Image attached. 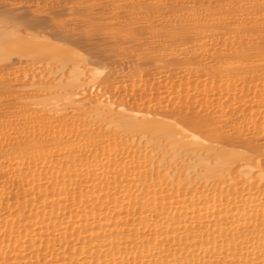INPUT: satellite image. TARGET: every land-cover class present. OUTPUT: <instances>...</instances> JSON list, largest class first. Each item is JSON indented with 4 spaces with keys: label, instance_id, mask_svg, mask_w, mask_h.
<instances>
[{
    "label": "bare ground",
    "instance_id": "bare-ground-1",
    "mask_svg": "<svg viewBox=\"0 0 264 264\" xmlns=\"http://www.w3.org/2000/svg\"><path fill=\"white\" fill-rule=\"evenodd\" d=\"M50 1V6L54 5L52 3L55 2ZM61 1L66 6L53 7L55 10L52 8L50 10L49 6L46 8V5L43 6L44 8L37 5L30 6L26 2L22 6L12 5L7 1V3H0V27H18L17 30L19 28L24 29V31L30 30L32 34H34L33 30L38 32L43 29L42 31L45 32L47 28L48 33H45V37L48 36L52 40H57L60 44L63 42L75 45V48L72 46L74 49L79 47L82 49V53L86 51L84 54H87L86 59L89 62L100 69L103 67V70L113 57H120L119 60L121 58L129 59V62H133L131 66L133 74L132 70L131 73L126 74L129 75L127 79H137V82L140 79L137 78L138 75L135 79V75L145 73L143 71L145 68L140 69L142 72L140 70L139 73L137 72L138 68L143 67V62H147L149 66L154 65L159 69L163 68L167 74L165 79L162 78L164 81H160V76H158L159 80L156 77H154L155 79L152 77V79L146 76L147 73L153 72L151 70L155 69L154 71H156V67L151 69L154 66H147L150 68V70L148 69L150 72H147L146 75L143 73L144 78L154 80L153 83L155 82L159 86L157 89L153 87L156 84H152V86L147 81L148 86L144 83L142 85L140 81L135 85L136 82L133 81L135 86L131 87L130 84L127 85L129 80H126V75L123 74L125 76L123 79L127 82L123 84V87L127 88L126 86H128L133 89L134 93L136 92L135 96L130 89L127 88L130 92L125 89L128 94L130 93L129 100L131 96H134V100L140 98L142 100H138H145V103H147L146 99L147 101L151 99V106L152 102H155L150 109L148 106L150 102L143 104L137 100L139 104L142 103L141 107L136 105L135 101L132 103L131 100L129 102L138 107L133 109L131 105L132 108H127V110H131L130 115L131 113L134 115L137 114L136 111L140 107L143 109L147 105L146 109L143 110L150 116L153 115L152 120L154 116H161L157 118L159 121L162 117L167 121L172 119L170 122L184 126V130L191 132L192 138H196V141L197 139L206 141V144L202 145L200 141L192 142L190 139L192 143L187 141V144L189 143L188 151L187 148H183L187 151H184L185 153L191 155L188 157L194 160V164L191 162L194 170L202 166L201 171H198L199 173L202 172L198 177L201 180L193 183L191 179L188 180V182L191 181L190 183L183 185L185 181L182 182L183 184H179L174 177V182L169 179L170 175L167 178L165 172L159 171L158 165L151 160L153 158L149 159V157H145L147 154L142 152L143 155L139 152L141 148H138L139 151L133 149L131 147L133 145H128L127 141V144L125 141H120L118 134L108 135L111 128L108 131L103 128L108 133L103 132L104 130L103 133L101 131L96 132L98 127L94 129L95 125L91 127L90 122L92 110L91 112L85 111L89 109V105L93 106L91 103H87V108L86 105L85 108L80 107L85 109V112L83 111L80 115L85 114L86 116L90 113L91 117L88 118L90 121L87 119L91 125L89 129L87 122V126L84 125L85 123L80 126L82 121L79 123L78 117L74 118L68 115L66 119L69 118V121L62 120L61 115L58 118L57 115L55 118L49 115L51 116L49 118L45 116L46 114L34 113L35 111L33 112L28 108L24 112V116L17 113V116L21 115L20 120L25 123L23 128L15 125L8 126L5 121H3L5 124L2 123L0 128V132L8 128L2 133L3 143L10 145V147L7 146L8 149L5 148L6 150L2 148V145L0 146V178L7 179L5 183L14 189V192L12 190L11 192L9 188V192L3 194V189L6 186L0 188L3 190L1 191L3 192L2 195H0V264H264V0H204L203 3H197V0L195 3L200 5L197 12H195L197 10L196 4L191 5L195 7V10L190 12L186 10L189 3L187 5L182 0ZM45 2L43 1V3ZM191 6H189L190 10L192 9ZM241 8L242 11L239 10ZM43 9L49 10L45 14L47 16L43 15ZM162 10L167 15L157 22L158 24L169 22V26L163 25L160 28L151 17L155 16L154 12L159 13ZM228 10L230 11L229 15L226 14ZM152 13H154L153 16H151ZM157 13L156 16L159 18L160 14ZM27 14H32V16L29 18L30 15L27 17ZM60 16H68L69 19L67 17V20L65 18L61 20ZM25 17L29 19L26 20ZM56 17L60 18L57 19ZM52 18H56L54 21L61 20V23H52ZM137 23L138 25H136ZM102 24L108 25L109 28H115L117 32H113L112 35L107 34L108 26L106 28ZM188 24L197 26V30L195 27L194 30L196 31L193 30V27L188 29ZM211 24H216L217 30H219L217 32L215 28L217 35H214V31L213 34L209 32L210 29L208 28ZM67 25H70L69 29L66 28ZM97 26L101 31L96 29ZM103 29L106 31V34L103 33V35L112 36L109 39L110 42L105 36L101 37L102 39L99 37L102 35L100 32ZM39 32L41 33V31ZM110 32H112L111 29ZM17 34L15 35L18 36ZM7 35L9 38L11 37L10 34ZM22 35L26 36L27 34L22 32ZM35 35H32L31 38L37 36ZM138 36H142L144 40ZM42 40L44 41V38ZM46 42L50 41L47 39ZM51 42L53 43V41ZM142 43H145L146 46ZM17 46H15L16 51L19 50ZM34 46L26 50L22 47L26 56V53L33 51L38 54L41 52L40 49L39 52L35 49L42 46H35V49ZM48 46L45 45V49ZM4 47L8 48L7 46ZM6 48L5 52L7 51L8 56L9 50ZM62 48L60 47L58 50H62ZM14 49L12 51H15ZM22 49L20 48V51ZM0 51L3 52L4 49ZM12 51L10 52L13 54ZM67 51L69 52V50ZM67 51H64V55L58 54L65 56ZM51 53L53 52L50 51ZM19 54L21 55V53ZM74 54L77 53L74 52ZM17 55L11 56L14 63L15 61L21 62V60H17L20 55ZM54 55L57 54H51V56ZM75 55H73L74 58ZM2 56L1 54L0 61L3 59ZM56 57L55 60H57ZM80 57L78 58L80 59ZM21 58L24 59V56ZM47 58L49 59V57ZM41 59L43 58L41 57ZM34 60L32 59V61ZM52 60L47 61L50 63ZM138 60L139 62H137ZM22 62H26L25 59ZM35 62L42 65L38 60ZM115 62H117L116 59ZM31 63L35 67L36 64ZM5 64L3 66L0 63L3 66L0 68H5ZM190 64H196V66L191 65L194 68H188ZM8 65L11 66L13 63ZM48 65L46 66L48 67ZM176 65L179 67H175ZM15 66L16 63L13 67ZM29 67L31 68V66ZM10 68L8 69L10 70ZM94 69L92 70H97ZM163 71L159 70L155 72V75H162L164 74ZM130 74H132L131 78H129ZM152 74L154 75V73ZM152 74L151 76H153ZM3 80H0L1 83L4 82L3 84L6 83L5 86H7L9 82H6V79ZM149 85L152 86L150 93L149 90L147 91L142 87L147 86L149 88ZM36 88H38L37 84ZM106 89L103 88V91ZM111 90L113 91V88L109 91ZM116 90L120 91L119 89ZM140 90L141 93H138ZM123 94L120 93V95ZM6 95L10 96L11 94ZM36 95L38 96V94ZM105 95H107L106 91ZM32 96L34 98V95ZM101 96L103 93H100ZM39 97L37 98L41 99ZM100 97L98 98L105 101L103 97ZM30 98L27 97V99ZM119 98H115V101L117 102ZM83 100L87 102V99ZM119 100L120 102L123 101L121 98ZM43 101L42 103L38 102L43 106L49 103L45 104ZM116 102L114 106H116ZM124 102L119 104L123 107V111L126 110L125 106H127ZM77 103L80 105V102ZM163 103H169L168 105L178 103L179 105L176 104L177 107L170 108ZM6 104L8 105V103ZM13 104L15 105V103ZM99 104L103 105L101 101ZM101 105L100 107H102ZM49 106L46 105V107ZM120 106H117L116 109L121 108ZM78 107H76L77 110H73L78 112L80 110L81 113L82 110L80 108L78 110ZM98 109L100 108H97V111H99ZM135 109L137 110L133 113ZM70 110L72 111V109ZM111 110L112 108L110 113H112ZM143 110L138 111L140 113ZM94 111L97 114L96 109ZM123 111L120 112L128 113ZM104 112L107 113L105 109ZM104 112L102 115V112L99 111L102 117ZM117 112L114 113L118 114L119 112ZM150 116L148 117L150 118ZM141 117L139 116V118ZM19 118L15 117L14 119L19 120ZM70 118H74L76 121H70ZM100 118L98 119L99 122ZM77 121L79 125L75 124ZM105 121L107 122V118L104 120V124ZM126 122L128 123L129 120L127 119ZM164 122L166 121L164 120ZM120 123L121 117L120 120L111 119L107 122L109 126L116 124L115 129ZM175 123H173V127H176ZM125 124H121V126L124 127ZM135 124L140 125L141 123ZM108 125H106L107 128ZM167 125L151 121L143 123L141 127L149 129L148 134L151 133V135L145 133L151 140H148L149 137H145L147 139L143 138V140L152 143L151 136L155 134H158L157 137L159 134L163 136L160 131L167 132L168 130L169 132L170 127L168 128ZM131 126L134 127L133 124L129 127ZM112 128L114 127L112 126ZM125 129L123 130L126 132ZM147 129H143L144 132ZM111 130L114 131V129ZM177 130L175 132H178ZM116 133H118L117 130ZM134 134L138 135L135 132L132 135ZM177 134L179 135V133ZM168 135L174 137L175 134L168 133ZM168 135L167 137H169ZM184 135L183 137H185ZM136 136L134 135L135 139ZM160 137L156 138L158 142L162 141H159ZM171 137L169 138L172 140ZM169 138L164 137L163 139L167 143L166 139ZM186 138L185 140L189 139ZM141 139L138 137V140ZM180 140L177 139V141ZM185 140L183 139L184 142H186ZM161 144L164 146L162 142ZM190 144L198 145L196 149L200 148V151H204V153L198 154L199 149L197 151ZM176 145L175 143L172 144L173 147ZM184 145L186 144L184 143ZM180 155L179 153V157ZM188 157L183 159L188 160ZM192 159L189 160L192 161ZM239 161H243L242 166H239ZM183 162L185 163V160ZM183 167L180 168L184 171ZM160 170L162 171V169ZM180 172L177 171L176 173ZM247 172L250 173L248 177L253 176V178L246 179ZM251 172L259 173L260 178H262L257 179L259 176L256 175V177ZM241 173L245 174L241 175ZM251 174L252 176H250ZM178 178L183 179L182 176ZM3 182L0 183V187L3 186Z\"/></svg>",
    "mask_w": 264,
    "mask_h": 264
},
{
    "label": "rangeland",
    "instance_id": "rangeland-1",
    "mask_svg": "<svg viewBox=\"0 0 264 264\" xmlns=\"http://www.w3.org/2000/svg\"><path fill=\"white\" fill-rule=\"evenodd\" d=\"M9 2L10 4H12V5H16V6H22V5H24V3L26 2V4H28V5H30V6H35V5H37V6H39V7H42V8H44L45 7V5L47 6L46 8H49L50 7V10H52V9H54L55 7H57V8H61V6H66V4H64V2H62L61 0L60 1H55V0H53L52 2H55V3H52V4H54V5H51L50 6V3H51V1L50 0H46V2H45V0H34V1H30V0H27V1H25V0H18V1H16V0H0V3H7V2ZM42 1V2H41ZM43 1L45 2V3H43ZM49 1V2H48ZM182 1H184L187 5H188V3H189V5H188V7H186L187 9L186 10H188V11H190V12H192V10H195V7H196V9L199 7V9H200V5L199 4H197L198 2H204V0H182ZM197 1V3H195ZM16 2V3H15ZM23 2V3H22ZM35 2H36V4H35ZM191 2V3H190ZM192 2H193V4H192ZM34 3V4H33ZM41 3V4H40ZM42 3H43V5H42ZM48 5H47V4ZM62 3H63V5H62ZM18 4H20V5H18ZM196 4V5H195ZM42 5V6H41ZM60 5V6H59ZM193 5H195V7H192ZM44 6V7H43ZM49 6V7H48ZM189 6H191L192 7V9L190 10V7ZM54 7V8H53ZM41 8V9H42ZM45 8V9H46ZM52 8V9H51ZM55 10V9H54ZM239 10H243L242 8L241 9H239ZM41 11V10H40ZM43 11V15H45L46 13H48V11L46 12L44 9L42 10ZM41 11V12H42ZM198 11V9L197 10H195V12H197ZM159 12V11H158ZM161 12V13H160ZM159 13H157V12H154L155 13V16H156V13L159 15V18H157L158 16H154L155 18H156V20H155V18L154 17H151L152 18V20L154 21V23H155V21H156V24H158V20H160L161 18L163 19V16L165 17L166 15H165V13L163 12V10L162 11H160ZM230 11L228 10L227 11V13L226 14H230L229 13ZM154 13H152V15L151 16H153L154 15ZM178 13V12H177ZM239 13V12H238ZM37 14H38V12H37ZM162 14V15H161ZM30 15V16H29ZM27 14V17L29 16V18L32 16V14ZM42 15V14H41ZM175 15V14H174ZM45 16H47V15H45ZM61 17V18H60ZM60 17H56L57 19H61V20H63L64 18H65V20H67V19H69V17L68 16H60ZM68 17V18H67ZM29 18H26L25 17V19L27 20V19H29ZM55 18V19H56ZM67 18V19H66ZM25 19H23V20H25ZM54 18H52V20H51V22L52 23H56L57 24V22H59V24L61 23V20H57V21H54L55 20ZM54 21V22H53ZM64 22V21H63ZM69 23H70V21H69ZM70 25H72V24H70ZM69 25V26H70ZM102 25H104V24H102ZM101 25V26H102ZM136 25H138V23L136 24ZM159 26H160V28H161V26H163V25H167V26H169V22H167V23H162V24H158ZM189 26L187 27L188 29L189 28H191L192 29V27H193V30L197 27H195V26H193V25H191V24H188ZM68 25L66 26V28H68L69 27ZM100 26V25H99ZM105 27L106 26H108V25H104ZM103 26V27H104ZM159 26H158V28H159ZM73 27H74V24H73ZM195 27V28H194ZM0 28H2V29H0V42H2V44H0V50H3L4 49V51L2 52V51H0V53L3 55L2 57H3V59L0 61V63H2V65L3 64H12L13 63V65H11V66H7L6 64H5V68H0L1 70V73H0V80H5L6 79V82H9L8 84H7V86H5L6 85V83H5V85L3 84L4 82V80L2 81L3 83H1V81H0V128L2 127V123H4L5 124V122H7L8 123V126H11V125H15L16 127H20V128H23L24 127V125H25V123L22 121V120H20L21 118H19V117H21V115L22 116H24L23 114H24V112L29 108V109H31V111H35L34 113H38V114H42L43 113V115L44 114H46L45 116L47 117H49V118H51V116H49V115H52L54 118L56 117V115H57V118L61 115L62 116V120H68L69 121V118L68 119H66L67 117H68V115L69 116H72V117H74V118H77L78 117V120H79V123L82 121V123H80V126L81 125H83L84 123V125L85 126H87V123H88V129L90 128L89 126H91V127H93L94 125V129H95V127L97 128L95 131L97 132V131H103V132H105V133H108L107 131L111 128V129H114V131L113 130H111L110 129V132L108 133V135H110L111 134V136L112 135H119L120 136V141H122V142H124L125 141V143L127 144V142L129 143L128 145H133V146H131L133 149H135V150H137V151H139L138 150V148L140 149V153L141 154H147V155H149V156H145V157H149V159L150 158H153V159H151V160H153L154 161V163H156L157 165H158V169H159V171L162 173H164L165 172V175H167L166 177L167 178H169L168 176L170 175V180L172 179V181H174L175 179H176V182L178 183L179 182V184H183L184 182L183 181H185V183L183 184V185H185V184H187V183H190V182H188V180H191L192 179V182L194 183H196V182H199V180H201V179H198V177L201 175V173H199L200 171H201V168H202V166H200L199 168L197 167H195L196 169L194 170V168L192 167V164H191V162H193V164H194V160L192 159V158H190L191 157V155L190 154H187V153H185L184 151H188V147H189V143H192V142H198V141H200L201 143H202V145H204V144H206V141H203L202 139L200 140V139H197V141H196V138H192V136H191V132H187V131H185L184 130V126L182 127V126H180V125H177L175 122H170V120L172 121V119H169L168 121H167V119H165V118H161V120L159 121V120H157V118H160L159 116H154V119L152 120V118L151 117H153V115L152 116H150V114H148L147 112H145L143 109H146V106L147 105H145L144 107H143V109H140L142 106H141V104L143 103V104H149L148 102H150V101H152L151 99H150V101H147V99L146 98H143V99H146V102L147 103H145V100H143V101H139V100H142V99H140V98H138V99H133V97L131 96V98H130V100H129V94H128V92H130V90H131V92L133 93V95H135L136 96V92L134 93V91H132L133 89H131L130 87H128V86H126L128 89H130L129 91H128V89L127 88H125V87H123V84H126L127 82H128V84L127 85H129L130 84V86L131 87H134L135 85H137L138 84V82L140 81V83L143 85V83H144V85L146 84L147 86H148V84H156L155 82L153 83V81H152V79L154 78V77H156L158 80H159V78H160V81H164V79H165V77H167V76H165V75H167V74H165L166 73V71L164 72L163 71V68H161V69H159L157 66H154V65H148L147 64V62H143V67H140V68H138V70H137V72L139 73L141 70L140 69H144L143 71H145V73L144 72H142L141 74L139 73V74H136L135 75V73H134V75H135V79H136V76L138 75V79H140V80H138V82L136 81V80H134L133 78H131L132 76V74H133V69H132V64H133V62L131 63V62H129V59H122L121 58V60H119L120 59V57L119 58H117V57H113V58H111L110 59V61L111 62H114V63H109V64H107V66L105 67L104 66V70H103V67L100 69L99 67H97V66H94V64L93 63H91V62H89V60H87L86 58H87V54L85 55L84 53H86V51H84L83 53H82V49H80L79 47L78 48H76V49H74L75 48V45H72V44H70V43H63V42H61L62 44H60L59 43V41H55V40H52V39H50V38H48V36H46L45 37V33L47 32V28H46V30H45V32L44 31H42V30H39V31H41V33L39 32V34H38V32H36L35 30H33L32 32L34 33V34H32L31 33V31L30 30H28V31H24V29L23 30H21L20 28H19V30H17L18 29V27H16V28H4V27H0ZM4 28V29H3ZM98 28V26L96 27V29ZM102 28V27H101ZM107 28V27H106ZM105 28V29H106ZM203 28V27H202ZM215 28H216V30H217V27H216V24H211L210 25V28H208V29H210L209 30V32L210 33H212L213 31V33H214V35H217L216 33L219 31V30H217V32L215 31ZM8 29H10V30H8ZM15 29V30H14ZM50 29V28H49ZM69 29V28H68ZM99 30H100V28H98ZM97 29V30H98ZM105 29H103V31L102 32H100L102 35L101 36H99L100 38L101 37H104L105 35H103V33H105L106 34V31H108L107 32V34H109V35H112L113 34V32L115 33V28H109V26H108V28H107V30L105 31ZM110 29L112 30V32H110ZM14 32H13V31ZM51 30V29H50ZM50 30H49V32H50ZM71 30H75V29H71ZM80 30V29H79ZM78 30V32H80ZM96 30V31H97ZM193 30H191L192 32H193ZM196 30H197V28H196ZM196 30H194V31H196ZM5 31H7V32H5ZM11 31V32H10ZM18 31V32H17ZM26 35V36H23L22 35V32ZM52 31V30H51ZM77 30H75V32H76ZM101 31V30H100ZM105 31V32H104ZM191 31H189V32H191ZM19 32H20V34H19ZM27 32V33H26ZM36 32V33H35ZM43 32V33H42ZM99 32V31H98ZM117 32V31H116ZM216 32V33H215ZM1 33H2V35H1ZM10 34V38H9V35H7V34ZM18 33V34H17ZM30 33V34H29ZM48 33V32H47ZM134 33H136V32H134ZM184 33V32H183ZM212 33V34H213ZM6 34V35H5ZM15 35V34H17L18 36H12V35ZM39 37H37L36 35ZM42 34H44V35H42ZM211 34V35H212ZM31 35V36H30ZM32 35L34 36H36V37H33V38H31L32 37ZM40 35V36H39ZM133 35V34H132ZM19 36H23V37H19ZM8 37V38H7ZM24 37H26V38H24ZM27 37H28V39H27ZM41 37V38H40ZM105 37H107V36H105ZM112 37V36H111ZM111 37H107L106 39H108V41H109V39H111ZM138 37H140V39H142L143 37L142 36H138ZM137 37V38H138ZM17 38V39H16ZM24 38V39H23ZM42 38H44V41L42 40ZM48 39V41H50V42H46L47 41V39ZM3 39V40H2ZM12 39V40H11ZM15 39V40H14ZM102 39V38H101ZM5 40V41H4ZM25 40V41H24ZM31 40H33V41H31ZM36 40V41H35ZM42 41V42H40V41ZM105 40V39H104ZM143 40H144V38H143ZM13 41H14V44H15V41H17L16 42V44L14 45H12V43H13ZM18 41H19V43H18ZM25 43V45H24V43ZM35 41V42H34ZM51 41H53V43L51 42ZM103 41V40H102ZM107 40H106V42H108ZM111 41V40H110ZM109 41V42H110ZM7 42V43H6ZM31 42V43H30ZM34 42V43H33ZM39 42V43H38ZM3 43H6V44H3ZM11 44V45H9V44ZM29 43H30V45L32 44L33 46L35 45L36 47H38V46H42L41 48H39L38 47V49H35L36 47L34 46V49L36 50V51H38L39 52V49H40V51L41 52H39V54L38 53H35L34 51L33 52H30V53H26L27 54V56L25 55V51H24V49L26 50L27 48L29 49V47H31L30 45H29ZM38 43V44H37ZM52 43V44H51ZM103 43V42H102ZM146 43V42H145ZM145 43H142V44H144L145 46H146V44ZM10 46V48H9V46ZM22 44V45H21ZM40 44V45H39ZM48 44H50V46H48ZM63 44H64V46H63ZM105 44V43H104ZM109 44V43H108ZM18 45V46H17ZM19 45H20V47H19ZM27 45V46H26ZM45 45H47L48 47H46V49H45ZM61 45V46H60ZM2 46V47H1ZM4 46H7L8 48H6V47H4ZM15 46H17V49H19V50H17L16 51V47ZM32 46V47H33ZM66 46V47H65ZM70 46V47H69ZM72 46L74 47V48H72ZM4 47V48H3ZM12 47V48H11ZM19 47V48H18ZM22 47L24 48V49H22ZM31 47V48H32ZM59 47V48H58ZM60 47H63L62 48V50H58V49H60ZM67 47H69L68 49H67ZM5 48L6 49H8L9 51H8V56H7V51L5 52ZM15 48V49H14ZM20 48L23 50V52H22V50L20 51ZM48 48H49V50H48ZM50 48H51V50H50ZM144 48V47H143ZM15 50L16 52H18L17 54H16V52L15 51H12V50ZM42 49V50H41ZM55 49V50H54ZM57 49V50H56ZM69 50V52L67 51V50ZM249 49H252L251 47H249ZM45 50L47 51L46 53H45ZM70 50H71V52H70ZM75 53H77L76 55L74 54V52ZM78 50H81V51H78ZM10 51H12L13 52V54L10 52ZM50 51L51 52H53L54 54H57V55H54V56H51V54H53V53H51L50 54ZM56 51H57V53H56ZM60 51H62V52H60ZM64 51H67L68 53H66L65 52V56H60V55H64ZM78 51V52H77ZM15 53V54H14ZM19 53H21V55L19 54ZM34 53V54H33ZM48 53V54H47ZM60 55H59V54ZM72 54V56H71V54ZM80 53V54H79ZM1 54H0V58H1ZM24 54V55H23ZM37 54V55H36ZM47 54V55H46ZM15 55H17V56H19L18 57V59L17 60H21V62H19L18 63V61L16 62L15 61V63H16V66L15 67H13L14 65H15V63H14V61H13V59H12V57L13 56H15ZM33 55V56H32ZM48 55H50V56H48ZM59 55V56H58ZM73 55H75V58H74V56ZM12 56V57H11ZM24 56V59H25V61L26 62H22V61H24V59L23 58H21V57H23ZM26 56V57H25ZM38 56V57H37ZM55 56H57V57H60L59 59L56 57V59L57 60H55ZM81 56V57H80ZM84 56V57H83ZM6 57H8V58H6ZM35 57V58H34ZM41 57L43 58V59H41ZM45 57H46V59L48 60V61H51L52 60V58L54 57V61L52 60V62H50L51 63V65H50V63L45 59ZM47 57H49V59L47 58ZM51 57V58H50ZM63 57H65V59H63L64 61H66L67 63L65 64V62L62 60V58ZM67 57H68V59H67ZM72 57H73V60H72ZM78 57H80V59L78 58ZM12 59L11 60V62H10V59ZM14 58V59H15ZM19 58H21V59H19ZM26 58H28V59H26ZM30 58H31V60H30ZM36 58H38V59H36ZM40 58V59H39ZM83 58V59H82ZM32 59H35V60H38L39 61V63L41 62V64L42 65H40V64H36V63H38V62H35V60L34 61H32ZM51 59V60H50ZM85 59V60H84ZM115 59H116V61L117 62H115ZM6 60H7V62H6ZM41 60V61H40ZM62 60V61H61ZM73 62H72V61ZM75 60V61H74ZM84 60V61H83ZM113 60V61H112ZM143 60V59H142ZM4 61V62H3ZM28 61H29V63H28ZM47 61V62H46ZM68 61H69V63H71V64H69L68 63ZM71 61V62H70ZM79 61H81V62H79ZM141 61V60H140ZM144 61V60H143ZM31 62H34L36 65H35V67L33 66V63H31ZM56 62V63H55ZM58 62H60V63H58ZM76 63V65H75V63ZM83 62V63H82ZM88 62V63H87ZM137 62H139V60L137 61ZM20 65V67H19V65ZM25 63V64H24ZM31 63V64H30ZM47 63V64H46ZM53 63H55L54 65H53ZM73 63H74V65H73ZM87 63V64H86ZM127 63H130V64H127ZM141 63V62H140ZM23 64V65H22ZM49 64V65H48ZM69 64V65H68ZM93 64V65H92ZM112 64H114V65H112ZM117 64V65H116ZM197 64V63H196ZM196 64L194 65V64H190V65H188V68L190 67V68H194L195 66H196ZM46 65H48V67L46 66ZM53 65V66H52ZM57 65V69L55 68V66ZM61 65V66H60ZM66 65H68V66H66ZM71 65V66H70ZM83 65V66H82ZM84 65H86L85 66V68H84ZM88 65V66H87ZM90 65V66H89ZM92 65V66H91ZM109 65H111L110 67H109ZM191 65H194V67L193 66H191ZM1 66V65H0ZM4 66V65H3ZM3 66H1V67H3ZM19 68H18V67ZM27 66V67H26ZM29 66H31V68L29 67ZM46 66V67H45ZM70 66V67H69ZM73 66H75L74 68H73ZM81 66V67H80ZM93 66H94V68H96L97 70L96 71H93V70H95L94 68H93ZM131 68H130V67ZM151 67V66H154V67H151V69L152 68H155L156 67V71H154L155 69H153V70H151V71H153L152 73H154V75L156 74L155 72H158L159 70H161V71H163L164 72V74H162V75H160L159 73V75H153L150 71H148V69L150 70V68H148V67ZM10 68V70L8 69V68ZM16 67H17V69H16ZM22 67V68H21ZM24 67H26L25 69H24ZM35 69H33V68ZM43 67V68H42ZM53 67V68H52ZM89 67V68H88ZM92 67V68H91ZM108 67V68H107ZM117 67H119V68H117ZM147 67V68H146ZM175 67H179V65H176ZM174 67V68H175ZM14 68V69H13ZM28 68V69H27ZM30 68V69H29ZM71 69L70 71H67V70H69V69ZM158 68V69H157ZM6 69H8V70H6ZM34 70V71H32V70ZM43 69V70H42ZM93 69V70H92ZM100 69V71H98ZM147 69V70H146ZM6 70V71H5ZM14 70V71H13ZM55 70V71H54ZM92 70V71H91ZM103 70V71H102ZM106 70V71H105ZM131 70H132V74H130V77L129 78H131V80L130 79H127L128 78V76L126 75V74H129V73H131ZM136 70V69H135ZM140 70V71H139ZM4 71V72H3ZM97 71H98V73H97ZM95 72H96V74H95ZM147 72H150V73H147ZM163 72H161V73H163ZM146 75V73L148 74V75H146V76H148V78H152V79H148L147 77H143V75L144 74ZM2 74V75H1ZM97 74H99V75H97ZM123 74H125L126 75V77L123 75ZM150 74V75H149ZM151 74L153 75V76H151ZM96 75V76H95ZM133 75V76H134ZM142 75V76H141ZM122 77L121 79L123 80V82H120V81H122L119 77ZM151 76V77H150ZM158 76H160L159 78H158ZM162 76V77H161ZM95 77H97V78H95ZM126 78V80H129V81H125L123 78ZM143 77V78H142ZM143 80H142V79ZM147 78V79H146ZM162 78H164V79H162ZM133 79V80H132ZM144 79H146V80H144ZM155 79V78H154ZM157 79H156V81H157ZM8 80V81H7ZM12 80V81H11ZM117 80H119L118 82H117ZM143 82H142V81ZM12 83H11V82ZM37 81V82H36ZM133 81H135V82H133ZM148 82V84H147V82ZM151 81V82H150ZM41 82V83H40ZM121 83V85H120V83ZM125 82V83H124ZM130 82V83H129ZM132 82V83H131ZM34 83V84H33ZM40 83V84H39ZM45 83V84H44ZM114 83V84H113ZM133 83H135V85L133 84ZM158 83V82H157ZM23 84H24V86L26 85H28L26 88L23 86ZM36 84H37V87L38 88H36ZM43 85V88H42V85ZM116 84V85H115ZM117 84H118V86H117ZM29 85H30V87H29ZM39 85H41V86H39ZM47 85V86H46ZM133 85V86H132ZM151 85H149V88L147 87V86H145L146 88H148V89H146L144 86H142L145 90H149L148 92L150 93L151 92V89H152V86ZM157 85V84H156ZM156 85H154L153 87L154 88H158L159 86L157 85V87H155ZM110 86V87H109ZM125 86V85H124ZM35 87V88H34ZM112 89L113 88V91H114V93H112L113 91L111 90V91H109L110 89ZM115 87H117V88H115ZM123 87V92H120V91H122V90H120V88H122ZM3 88V89H2ZM29 88H31V89H29ZM103 88H107L105 91H106V94L107 95H105V91H103ZM4 89H6V90H4ZM38 89H39V91H38ZM116 89H119L120 91V93L121 94H123V93H125V94H123V95H120V93L116 90ZM128 91V92H126V90ZM35 90V91H34ZM46 90V91H45ZM107 90H108V93H107ZM146 91V92H147ZM9 92V93H8ZM88 93V96L90 95L91 96V94H92V96L90 97H88L87 96V93ZM111 93V95H110V93ZM32 93V94H31ZM41 93V94H40ZM94 93V94H93ZM100 93H103V96H101L100 97ZM119 93V94H118ZM138 93H141V90H140V92H138ZM137 93V94H138ZM6 94H11L10 96H8V95H6ZM36 94H38V96L36 95ZM42 96H40V95ZM45 94H46V96H45ZM85 94V95H84ZM96 94V95H95ZM98 94H99V96H98ZM112 94H115V95H112ZM126 94H128V95H126ZM6 95V96H5ZM32 95H34V98H35V100H34V98H33V96ZM36 95V96H35ZM95 95V96H94ZM118 95V97H120L121 98V100H123V101H121L120 102V98L118 99L119 100V103H118V100H117V102L115 101V98H118V97H116ZM125 95H126V97H125ZM7 96H8V98H7ZM31 97L30 99H27V97ZM40 96V97H39ZM43 96H44V98H43ZM52 96V97H51ZM55 96V97H54ZM88 97V98H85V97ZM100 97V98H104V100L105 101H103V99H99L98 97ZM105 96V97H104ZM110 96H112V97H110ZM122 96H123V98L125 97V98H128V99H126L125 100V98L123 99L122 98ZM129 96V97H128ZM37 97H39V98H41V99H38ZM81 97V98H80ZM95 99H94V98ZM110 97V99H108ZM138 97V96H137ZM43 98V99H42ZM47 98H48V100H47ZM56 98V99H55ZM107 98V99H106ZM111 98H112V100H111ZM136 98V97H135ZM148 98V97H147ZM36 99H38L37 100V102H36ZM77 99V100H76ZM82 101L83 99H87V102L86 101H82V104H81V101ZM89 99H91V100H93L92 102L89 100ZM98 99V100H97ZM44 100V101H43ZM46 100V101H45ZM50 100V101H49ZM106 100L108 101L107 103H106ZM109 100H110V102H109ZM114 100V101H113ZM124 100H125V102H124ZM128 100V102H126ZM133 101L132 103H135L136 102V105H138V106H141L138 110L139 111H142L143 110V112H140L143 116L144 115H148V116H150V118L147 116H145L144 118H143V116L139 113V111L137 110V109H135V110H133V113L136 111V113L137 114H134V115H136L134 118H133V114L131 113V115H130V112H132L131 110L130 111H128L127 110V108H129V109H131L132 107H131V105H132V103H130L129 101ZM137 100H138V102L140 103V102H142L141 104H139L138 102H137ZM149 100V99H148ZM9 101V102H8ZM15 101V102H14ZM38 101H40L41 103H42V101H43V103H47V102H49V103H47L46 105L47 106H49V107H46V105L45 106H43L40 102H38ZM89 101V102H88ZM99 101V102H98ZM100 101L102 102V104H103V102H105L106 104H108V105H106L105 103L103 104V105H101V104H99L100 103ZM135 101V102H134ZM163 101H164V99H163ZM76 104H75V103ZM77 102H80V105L77 103ZM84 102V103H83ZM94 102H97V103H94ZM116 102V106H114V103ZM126 103L127 104V106H125V109L126 110H124L123 111V107H121L120 105L122 104V103ZM154 102V101H153ZM153 102H152V106H151V102H150V104L148 105V106H150L149 108L151 109V107H153ZM165 102V101H164ZM175 102H177V100H175ZM6 103H8V105L6 104ZM13 103H15V105L13 104ZM87 103H91L93 106H94V108H93V106L91 107V105H89L88 106V104ZM109 103L111 104L110 106H109ZM130 103V106L128 105ZM138 103V104H137ZM155 103V102H154ZM166 103V102H165ZM165 103H163V105H168V104H165ZM94 104H96V105H94ZM113 104V105H112ZM118 104V105H117ZM120 104V105H119ZM179 105L178 103H175V105H168V106H170V108H172V107H177V105ZM40 105H42V106H40ZM68 105V106H67ZM75 107H74V106ZM86 105V106H85ZM97 105H99V106H97ZM100 105L102 106V107H100ZM133 105H135V104H133ZM132 105V106H133ZM74 108H73V107ZM77 106H79L78 107V110H79V108L82 106V107H86L87 108V106H88V108L89 109H82V108H80L82 111H81V113H80V110H79V112L78 111H74L73 109H75V110H77ZM103 106H108V107H106V108H104ZM114 106V107H113ZM117 106H120L121 108H118V109H116V107ZM138 106H133V109L134 108H136V107H138ZM70 107H72V108H70ZM91 107V108H90ZM100 108V109H98L100 112H102V115H103V112H104V109H105V111L107 112V113H105L104 114V116L102 117V115H101V113H99V111H97V108ZM109 107H110V109L112 108V113H110V109H109ZM68 108H69V110H68ZM93 108V109H92ZM103 110H102V109ZM70 109H72V111L70 110ZM94 109H96V112H97V114H95V111H94ZM114 109H116V111H114ZM120 109V110H119ZM86 111V112H91V110H92V113H91V116H90V113H88V115L86 114V116H85V114L84 115H80V114H82V112L83 111ZM90 110V111H89ZM102 110V111H101ZM117 110H118V112H117ZM39 111V112H38ZM41 111V112H40ZM43 111V112H42ZM67 111V112H66ZM71 113H70V112ZM84 111V112H85ZM93 111H94V113H93ZM123 111V112H128L127 114H123V113H121V112ZM75 112H77L76 114H75ZM114 112H117L118 114H115ZM17 113H21V115H19V116H17ZM79 113V114H78ZM99 113V114H98ZM121 113V114H120ZM144 113V114H143ZM146 113V114H145ZM64 114V115H63ZM67 114V115H66ZM74 114V115H73ZM114 114V115H113ZM14 115V116H13ZM78 115V116H77ZM97 115H100V116H97ZM107 117H106V116ZM117 115V117H115ZM130 117V118H127L128 116ZM65 116V117H64ZM67 116V117H66ZM80 116H81V118H80ZM85 116V117H84ZM95 118H94V117ZM127 116V117H126ZM131 116H132V119H131ZM139 116L142 118V119H144L143 121H141L142 119L141 118H139ZM15 117H17V118H19V120H17V119H14ZM83 117V118H82ZM87 117V118H86ZM90 117H91V119H90ZM96 117H98V118H96ZM101 117V118H100ZM110 119H109V118ZM119 117V118H118ZM120 117H121V123H120V125L118 126L117 125V129H115L116 127H115V125H113V124H110V126L107 124V122H108V120H111V119H119L120 120ZM125 119V121L123 122V118ZM10 118V119H9ZM53 118V119H54ZM65 118V119H64ZM74 118H70V121H73L74 120V122L76 121V119H74ZM86 118V119H85ZM91 120H89V119ZM101 119L100 120V122L102 121L103 123H100L99 121H98V119ZM107 118V122L105 121V124H104V120ZM148 120H147V119ZM156 118V119H155ZM81 119V120H80ZM91 122V125L89 124V122H87L88 120ZM93 119V120H92ZM104 119V120H103ZM129 120V122L127 123L126 122V120ZM140 119V121H138ZM166 121V122H164V120ZM13 120V121H12ZM95 120H97L96 122H95ZM137 120V121H136ZM3 121H5V122H3ZM92 121H93V123H92ZM133 121V122H132ZM136 121V122H135ZM144 121H147V122H144ZM149 121H151V122H158V123H160L161 125H164V123H165V126L167 125V127L169 128H173L174 130H175V128H176V130L177 129H179V130H177L178 132H175L173 129H172V132H171V129L169 128V132H168V130H167V132L166 131H164V132H162V131H160V133H162L163 134V136L161 135V134H159V136L158 137H160V135H161V139H159V141L160 140H162L161 142L163 143V145L164 146H162V144H161V142H158L157 141V139L156 138H158L157 137V135L155 136V135H153V136H151L152 137V143H153V141H155L156 140V142H154V143H158V145H154V143L152 144V143H150V141H145V140H143V138L144 139H147V138H145V137H149L148 135H151V133L150 134H148V130L149 129H147V128H144V127H141V125L143 124V123H148ZM164 123H163V122ZM17 122V123H16ZM19 122V123H18ZM87 122V123H86ZM98 122V123H97ZM131 122H132V124L134 125V127L133 126H131V127H129L130 125H132L131 124ZM137 123V124H140V125H136L135 123ZM168 122V123H167ZM172 123V124H170V123ZM6 123V124H7ZM102 125V127H101V125ZM126 123V124H125ZM173 123H175V125H176V127H173L174 126V124ZM3 124V125H4ZM20 124V126H18ZM24 124V125H23ZM75 124H78V121L75 123ZM121 124L123 125V124H125L124 125V127L123 126H121ZM79 125V124H78ZM105 125V126H104ZM106 125H108V128L106 127ZM127 125V126H126ZM170 125V126H169ZM173 125V126H172ZM112 126L114 127V128H112ZM126 126V127H125ZM139 126H140V128L142 129H140L139 128ZM179 126V127H178ZM119 127H120V129H119ZM123 127V128H122ZM139 128V129H136V128ZM103 128H105V129H107V131L105 130V129H103ZM124 128H126L125 130H126V132L123 130ZM129 128H131V129H133V130H131V129H129ZM5 129H8V128H5ZM4 129V130H5ZM99 129V130H98ZM134 129H136V130H139L138 132L136 131V130H134ZM143 129H147V131L146 132H144V130ZM181 129H183V130H181ZM4 130H2V132H0L1 133V135H0V140H2V141H0V146L2 145V148H4V150H6V149H8V147L7 146H9L10 147V145H6V144H4L3 143V132H4ZM116 130H117V132L118 133H116ZM124 131V133H123V131ZM127 130H130V131H132V133H130V131H128L127 132ZM12 131V130H11ZM11 131H9V132H11ZM112 131H113V133H112ZM121 131V132H120ZM141 131V132H140ZM152 131V130H151ZM8 132V131H7ZM102 132V133H103ZM137 133L138 135L136 136V134H134L137 138L135 139L134 138V135H132L133 133ZM149 132H150V130H149ZM180 132H181V134H180ZM186 132V133H185ZM129 133V134H128ZM141 135H143V136H141ZM145 133L146 134H148V135H145ZM154 133H157V132H154ZM159 133V132H158ZM167 133V134H166ZM168 133H173V134H175L174 135V137L172 136H169L168 135ZM177 133H179V135H181L179 138H177L179 135L177 134ZM101 134V133H100ZM122 134H123V137L121 138V136H122ZM127 135V136H125V135ZM184 134H186V135H184L185 137H187V138H189V139H187V140H185V137H183V135ZM189 134V135H188ZM140 135V136H139ZM145 135V136H144ZM167 135L169 136V137H171L172 138V140L169 138V137H167ZM2 136V137H1ZM132 136V137H131ZM176 136V137H175ZM190 136V137H189ZM125 137V138H124ZM129 137H131L130 139L132 140H130L129 139ZM138 137H139V139H141V140H138ZM155 137V138H154ZM164 137H166V138H169V139H166L167 140V143L169 142V144L167 145V143H166V141H164L165 139H163ZM182 137V138H181ZM150 138V137H149ZM123 139V140H122ZM125 139H127V140H125ZM133 139H134V141H133ZM177 139H181L180 141H177ZM183 139L186 141V142H184L183 141ZM190 139L192 140V142L190 141ZM148 140H151V138L150 139H148ZM189 140V143L187 144V141ZM127 141V142H126ZM140 141H141V143H140ZM175 143V145L177 144V145H179V147H177L176 148V146L175 147H173L172 146V144L174 145V143ZM176 141V142H175ZM187 145H184V143ZM132 142H134V143H132ZM138 142V143H137ZM170 142H172V143H170ZM181 142V143H180ZM200 142H199V144H200ZM203 142H205V143H203ZM160 143V144H159ZM183 143V144H182ZM137 144V145H136ZM6 146V147H3V146ZM151 145H153V146H151ZM167 145V146H166ZM191 145V144H190ZM150 146V147H149ZM158 146V147H157ZM168 146H171V147H168ZM191 146H193V145H191ZM198 146V145H197ZM197 146H193V147H195V149L197 148ZM137 147V148H136ZM148 147V148H147ZM156 148V149H154V148ZM160 147V148H159ZM6 148V149H5ZM152 148V149H151ZM164 148V149H163ZM180 148V150H181V148H182V150L180 151V150H178ZM186 149V150H184V149ZM145 149H146V152H145ZM171 149V150H170ZM198 149H199V151H198ZM198 149H196L197 151H198V154H203L204 153V151L202 152V151H200V148H198ZM143 150V151H142ZM151 150V151H150ZM154 151V152H153ZM168 151H169V153H168ZM186 151V152H187ZM143 152V153H142ZM152 152V153H151ZM158 152V153H157ZM165 152H167V153H165ZM182 152V153H181ZM200 152V153H199ZM149 153V154H148ZM161 153H162V155H161ZM179 153L181 154L180 155V157H179ZM186 154L187 155V157L188 156H190V157H188V160L190 159H192V161H188V160H186L187 159V157H186V155H184V154ZM143 154V155H144ZM157 154V155H156ZM171 154H173L174 156H175V158H174V156L173 155H171ZM184 157H183V156ZM194 155V154H193ZM158 156H160V157H158ZM213 156V155H212ZM168 157H170V158H168ZM155 158H156V160H155ZM183 158H186V159H183ZM161 159V160H160ZM180 159V160H179ZM165 160H166V162H165ZM179 160V162H177ZM185 160V163L187 162V164H185L183 161ZM174 161V162H173ZM181 161V162H180ZM176 162V163H175ZM174 163V164H173ZM179 163H180V165H179ZM182 163V164H181ZM190 163V164H189ZM166 164V165H165ZM239 166H242V164H243V161H239ZM162 165V166H161ZM165 165V166H164ZM170 165H171V167H170ZM187 165V166H186ZM179 168H178V167ZM184 166V167H183ZM186 166V167H185ZM180 167H183L184 168V171L183 170H181L182 168H180ZM166 168V169H165ZM190 168V169H189ZM160 169H162V171L160 170ZM163 169H164V171H163ZM173 169H174V171H173ZM179 169V170H178ZM180 170H181V172H180ZM187 170V171H186ZM194 170V171H193ZM180 172V173H182V174H180V173H176V172ZM199 171V172H198ZM254 171V170H253ZM197 173V174H195V173ZM171 173V174H170ZM176 173V174H175ZM194 173V174H193ZM254 176H259V177H257V179H261L260 178V174L259 173H256L255 172V174H254V172H251ZM173 174V175H172ZM192 174V175H191ZM245 174V173H244ZM243 173H241V175H244ZM249 174L250 173H248L247 172V175H245V178L246 179H251V178H253V176H252V174L250 175V176H252L251 178H249L248 176H249ZM259 174V175H258ZM180 175V176H179ZM173 178H172V177ZM182 176V180H181V178H178V177H181ZM193 176V177H192ZM196 176V177H195ZM247 176V177H246ZM174 177H175V179H174ZM177 177V178H176ZM195 178V179H194ZM174 179V180H173ZM197 179V180H196ZM0 180H3V181H0V183L2 184V182L4 183L3 184V186L1 185V187L0 188H3L4 187V185L6 186V188H7V190H6V188L4 187V193L3 192H1V191H3V190H1L0 189V195H2V193L3 194H5L6 192H9V191H13L14 192V189H11V187L9 186V184L8 183H5V180H6V182H7V179H3V178H0ZM180 180H181V182H180ZM175 182V181H174ZM183 182V183H182ZM8 184V185H7ZM10 188V189H9ZM8 189H9V191H8ZM11 191V192H12Z\"/></svg>",
    "mask_w": 264,
    "mask_h": 264
}]
</instances>
